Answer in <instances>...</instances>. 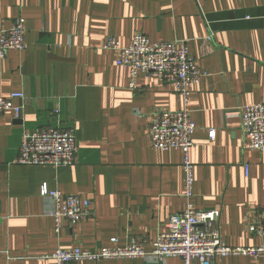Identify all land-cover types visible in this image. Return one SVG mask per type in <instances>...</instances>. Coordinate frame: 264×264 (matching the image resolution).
<instances>
[{
	"label": "crops",
	"instance_id": "crops-1",
	"mask_svg": "<svg viewBox=\"0 0 264 264\" xmlns=\"http://www.w3.org/2000/svg\"><path fill=\"white\" fill-rule=\"evenodd\" d=\"M19 17L28 48L0 59V97L24 95L14 102L22 105L18 118L0 115V264H55L43 256L76 247L95 252L112 238L149 251L170 216L184 210L181 153L151 150L147 129L150 114L181 109L174 86L140 74L137 89L129 90L128 71L103 49L109 37L127 47L135 34L185 42L206 73L190 88L192 203L220 211L225 245L264 246V236L245 225L264 220V152L244 148L236 114L264 104V0H0V30ZM55 127L74 133L73 165L15 164L24 133ZM43 184L88 200L93 217L71 228L63 221L54 234L50 200L39 193ZM214 264H264V255Z\"/></svg>",
	"mask_w": 264,
	"mask_h": 264
},
{
	"label": "built area",
	"instance_id": "built-area-1",
	"mask_svg": "<svg viewBox=\"0 0 264 264\" xmlns=\"http://www.w3.org/2000/svg\"><path fill=\"white\" fill-rule=\"evenodd\" d=\"M26 27L23 18L14 20L10 28L0 30V59L10 51L24 52L28 45L25 41ZM103 49L116 54V66L128 71V88L137 89L136 80L140 74H151L161 83L174 86L180 98L181 109L178 111H159L148 116V134L150 148L153 151L166 152L177 150L181 153L183 172V198L185 208L182 212L170 216L164 229L157 235L149 251L136 243L118 246V239L112 238L110 246L91 252L81 248L69 250L56 249L52 254L43 256L55 264H75L80 261L98 263L103 260L152 258L163 260L177 257L182 264H214L216 259L226 257L258 258L264 255V246L230 247L224 244L220 234V211L197 210L193 198V165L190 151L193 148L192 136L195 124L189 110L190 88L206 76L190 56L185 42H151L142 34H135L127 47H122L114 37H109ZM22 93L0 97V115L11 112L18 118L22 105ZM59 110L55 111L57 115ZM240 129L245 138L244 148L264 152V104H255L237 108ZM211 138L214 131H210ZM77 145L72 130L57 127L45 131L24 133L18 148L15 164L20 166H46L60 168L71 166L76 161ZM245 173L248 165H244ZM42 198L50 200L51 209L48 217L53 220V232L58 234L62 222L72 227L93 217L90 202L79 196L65 195L49 190L41 185ZM250 234L264 236V220L246 222Z\"/></svg>",
	"mask_w": 264,
	"mask_h": 264
}]
</instances>
